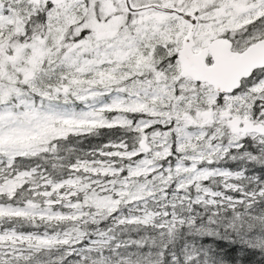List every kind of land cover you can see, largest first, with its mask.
Instances as JSON below:
<instances>
[{
  "label": "snow or ice",
  "instance_id": "6c2138e0",
  "mask_svg": "<svg viewBox=\"0 0 264 264\" xmlns=\"http://www.w3.org/2000/svg\"><path fill=\"white\" fill-rule=\"evenodd\" d=\"M0 264H264V0H0Z\"/></svg>",
  "mask_w": 264,
  "mask_h": 264
},
{
  "label": "trees",
  "instance_id": "16d2710c",
  "mask_svg": "<svg viewBox=\"0 0 264 264\" xmlns=\"http://www.w3.org/2000/svg\"><path fill=\"white\" fill-rule=\"evenodd\" d=\"M94 142V141H93Z\"/></svg>",
  "mask_w": 264,
  "mask_h": 264
}]
</instances>
